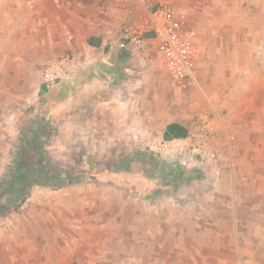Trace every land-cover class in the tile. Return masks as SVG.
I'll list each match as a JSON object with an SVG mask.
<instances>
[{"label": "rangeland", "instance_id": "obj_1", "mask_svg": "<svg viewBox=\"0 0 264 264\" xmlns=\"http://www.w3.org/2000/svg\"><path fill=\"white\" fill-rule=\"evenodd\" d=\"M161 6L158 5L153 11ZM256 8L255 4L245 6V12L254 14ZM179 18L185 27L195 29L200 36L199 65L203 42L205 44L216 39L218 26L209 25L204 31L195 20L185 18L184 14ZM7 23L9 32L14 34L0 36V179L7 170L20 130L39 118L48 120L49 128L54 132L45 146L47 157L62 167L86 168L88 175L83 183L76 186L60 189L34 187L21 208L0 215V232L23 236L29 247L35 249L41 247L42 241L47 250H52L54 243H70L74 255L82 264H100L90 261L86 253V246L90 247V243L95 241L89 235L91 231L87 230L91 224H86L89 222L86 217L72 220L79 215L76 213L78 208H73L96 205H125L131 208L154 206L158 220L171 221L178 226L175 230H158L156 235L162 234L168 240L184 238V244L180 245L182 251H179L184 254V264H264V133H235L233 125L235 122L244 123L245 118L236 120L233 117L230 126L226 110L215 113L212 100L217 85L214 84L213 72L217 69L214 64H204L201 60V66L197 67L198 82L180 86L159 67L157 60L153 63L151 57L146 68L138 71L137 80L128 77L125 84H112L116 91L130 84L136 91L143 90L155 79L166 85L160 86L153 95L155 105L152 94L139 93L142 116L147 112L143 106L155 109L158 114L157 127L153 132L152 129L147 133L143 131L138 140L129 141L131 137L124 132L121 122L118 126L111 122V109L92 108L112 97L109 86L92 87L91 83L94 94L92 89L86 87L70 94L67 90L68 80L50 86L45 84V67L51 61L73 56V53L61 45L48 43L49 37L19 36L20 29L16 22L14 26H11L12 22ZM256 25L264 29V22ZM261 40L256 41L262 43L264 37ZM123 41L132 53L140 50L126 38L125 31ZM207 65L209 71L206 73L203 68ZM90 71L92 73L88 77H94V71ZM203 76H206L205 80ZM203 80L206 81L207 96H204L201 88ZM102 94L104 96L101 97ZM94 96L97 97L96 101L93 100ZM242 107H245V103L233 109V112L239 114L244 111ZM246 107L249 108L247 104ZM160 112L163 115L159 117ZM178 117L188 130L198 120L207 119L212 128L215 163L203 164L190 159H187V163L185 159L165 160L152 151L153 145L163 137L164 126L177 122ZM126 119L124 116L118 117L117 122ZM151 121L155 122L154 116ZM248 135L254 138V142H250ZM130 142H134V145ZM137 152L141 154L136 156ZM121 160L128 163L125 172L118 170L124 167L117 165ZM150 212L145 213L144 220L151 221L148 216ZM108 215L116 216L115 213ZM128 233L130 230L126 229ZM80 234L84 237L82 242ZM80 243H84L83 249L77 250L78 246L75 245ZM32 256L28 257L29 264L54 263ZM69 257L68 250L60 254L58 264H70L72 260ZM107 264L146 263L111 260ZM151 264L160 263L152 261Z\"/></svg>", "mask_w": 264, "mask_h": 264}, {"label": "crops", "instance_id": "obj_2", "mask_svg": "<svg viewBox=\"0 0 264 264\" xmlns=\"http://www.w3.org/2000/svg\"><path fill=\"white\" fill-rule=\"evenodd\" d=\"M164 4L171 5L178 17L184 14L185 18L195 20L204 31L209 25L218 26L216 39L206 41L205 44L203 42V52L199 60L200 66L203 60L204 64H214L217 69L213 72L217 89L214 91L212 107L215 113L225 110L228 112L226 117L230 126L234 121L233 117L236 120L245 118L244 123L235 122L232 128L235 133H264V41L259 44L256 41H262L261 37H264V29L256 25L258 22H264V0H0V36L8 37L14 34L9 32L7 22H12L11 26L16 22L20 29L19 36L49 37L51 39L48 43L61 45L63 49L73 53L78 71L68 79L67 90L70 94L76 93L82 87L93 90L91 83L92 87L109 86L112 97L108 101L104 99L106 101L103 105L92 108L111 109L112 115L109 117L112 118L110 120L113 125L118 126L121 122L124 132L131 137L129 141H135L143 131L147 133L150 129L152 132L156 130L158 118L156 110L148 109V106H143L147 112L142 116V98L139 93L145 92L153 96L160 86L166 85L155 79L143 90L136 91L130 84L116 91L112 84H125L128 77L138 78V71L146 68L151 57L153 63H156L158 54L154 46L147 43L146 51L132 53L125 45L123 36L127 28L135 27L158 5ZM253 4L257 6V12L246 13L245 6ZM224 37L230 39L225 40ZM255 37L260 39H254ZM199 65L197 61L196 69ZM90 69L94 71V77H88L92 73ZM203 70L207 73L208 65ZM203 78L205 80L206 76ZM135 80L134 83L137 84ZM204 80L201 88L205 96L208 90ZM94 93L93 90L92 94ZM96 98L94 96L93 100L96 101ZM208 99L210 100L209 97ZM98 101L100 103V100ZM242 103H245V107H242L244 111L241 110L239 114L233 112V109L240 108ZM203 108L206 109L207 106ZM162 115L160 112L159 117ZM122 116L127 119L117 122V118ZM152 116L155 117L153 123ZM176 121L172 123L185 126L179 117ZM172 123L164 126L162 138H165L166 129ZM249 140L254 142L253 137ZM130 143L134 145V142ZM139 154L141 153L137 152L136 156ZM117 165L124 166L118 169L119 172L127 170L125 167L128 163L125 160L117 162ZM77 208L76 213L79 215L69 217L72 220H82L86 217L89 220L86 224H91L87 230L91 231L89 235L95 241L90 243V247L86 246L90 261L100 264H107V261L111 260L128 263L143 261L146 264H151L152 261L160 264H184V254L179 252L182 251L180 245L184 244V238L172 236L174 238L168 240L162 234L156 235L158 230L162 232L178 227L174 222L158 220L156 207L96 205L77 206L73 209ZM146 212H150L148 216L151 221L144 220ZM110 213H115L116 216L108 215ZM59 220L62 224L60 217ZM126 229L130 230V233L126 234ZM83 239V234H80V242ZM68 244L54 243L52 250L49 248L48 251L42 241L41 247L35 249L29 247L30 244L23 236H13V233L8 231L0 232V264H29L28 257L32 255L37 260H50L53 264H58L60 254L67 250L69 259L72 260L70 264H82L74 255L72 244ZM83 245L84 243H80L75 246H78L77 250H82Z\"/></svg>", "mask_w": 264, "mask_h": 264}, {"label": "built area", "instance_id": "obj_3", "mask_svg": "<svg viewBox=\"0 0 264 264\" xmlns=\"http://www.w3.org/2000/svg\"><path fill=\"white\" fill-rule=\"evenodd\" d=\"M125 36L140 50L146 51L147 43L154 46L159 67L175 84L187 86L198 82L196 63L200 54V36L195 29L185 27L170 6L164 4L150 12L135 27L127 28ZM77 71L75 57L63 56L45 67L43 80L49 86L54 85L73 77ZM211 136V125L207 119H201L188 130L185 138H162L153 145L152 151L165 160L185 159L187 163L190 159L203 164L215 163Z\"/></svg>", "mask_w": 264, "mask_h": 264}, {"label": "trees", "instance_id": "obj_4", "mask_svg": "<svg viewBox=\"0 0 264 264\" xmlns=\"http://www.w3.org/2000/svg\"><path fill=\"white\" fill-rule=\"evenodd\" d=\"M49 127L48 120L39 118L20 130L7 170L0 179V215L21 208L34 187L60 189L85 181L86 168L62 167L47 157L45 146L54 135ZM187 134L186 126L172 123L166 129L165 139L185 138Z\"/></svg>", "mask_w": 264, "mask_h": 264}]
</instances>
